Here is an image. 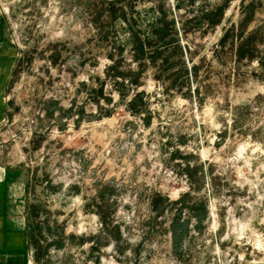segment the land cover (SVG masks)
I'll return each mask as SVG.
<instances>
[{"label": "rangeland", "instance_id": "obj_1", "mask_svg": "<svg viewBox=\"0 0 264 264\" xmlns=\"http://www.w3.org/2000/svg\"><path fill=\"white\" fill-rule=\"evenodd\" d=\"M107 1L0 0L34 263L264 264V0Z\"/></svg>", "mask_w": 264, "mask_h": 264}, {"label": "crops", "instance_id": "obj_2", "mask_svg": "<svg viewBox=\"0 0 264 264\" xmlns=\"http://www.w3.org/2000/svg\"><path fill=\"white\" fill-rule=\"evenodd\" d=\"M5 47L0 21V121L4 114ZM5 156L0 146V264H29L32 248L24 173L6 165Z\"/></svg>", "mask_w": 264, "mask_h": 264}, {"label": "trees", "instance_id": "obj_3", "mask_svg": "<svg viewBox=\"0 0 264 264\" xmlns=\"http://www.w3.org/2000/svg\"><path fill=\"white\" fill-rule=\"evenodd\" d=\"M100 2L102 3V2H104V0H100ZM121 2H123V0H116V1H107V8H108V10H110L108 13L110 14V15H113L114 13H116V12H118L117 14H118V16H123V13H122V6L121 7H119V6H116V9L114 10V5L116 4V3H121ZM109 5V6H108ZM221 11H222V7H220V8H216L215 9V13H214V17L213 18H218V15L221 13ZM210 13V12H209ZM207 14L208 15V17H209V15L210 14ZM208 20H209V18H208ZM164 23V26L162 25V27L161 28H155V31H154V33H153V37L157 40V41H159V40H162V41H165V39H166V37L167 36H169L170 38H171V36H175V32H174V27H173V22H172V19L171 20H164V19H162V24ZM134 35V36H133ZM133 38H134V40H133V45H132V47H133V49H134V57L136 56L137 58H141V57H143L144 55H146V52H145V50H144V46L145 45H150V43L148 42V41H146V42H141L140 41V39L136 36V34L133 32ZM173 42H175V40H173ZM174 51L177 53V54H179V55H181L180 54V47H179V45L175 42V44H174ZM152 53V55H153V59H155L158 55H160L159 54V52L160 51H158V50H153V51H151ZM151 54H149V55H151ZM159 57V56H158ZM186 71L184 70V73H185ZM114 76H122L121 75V72H118V71H116V73H115V75ZM128 80L130 81V83L131 84H136V82H137V77H136V74H134V73H129L128 74ZM115 82V81H114ZM140 96V94H135L130 100H129V102L127 103V104H129L130 106H133L134 104H141V102H140V100H139V97Z\"/></svg>", "mask_w": 264, "mask_h": 264}, {"label": "built area", "instance_id": "obj_4", "mask_svg": "<svg viewBox=\"0 0 264 264\" xmlns=\"http://www.w3.org/2000/svg\"><path fill=\"white\" fill-rule=\"evenodd\" d=\"M29 264H35L34 261H33L32 253H30Z\"/></svg>", "mask_w": 264, "mask_h": 264}]
</instances>
